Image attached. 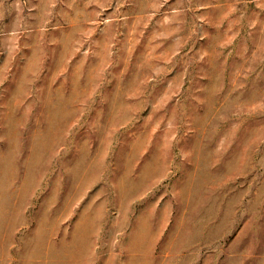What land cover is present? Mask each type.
Wrapping results in <instances>:
<instances>
[{
	"label": "rangeland",
	"instance_id": "374dc122",
	"mask_svg": "<svg viewBox=\"0 0 264 264\" xmlns=\"http://www.w3.org/2000/svg\"><path fill=\"white\" fill-rule=\"evenodd\" d=\"M0 264H264V0H0Z\"/></svg>",
	"mask_w": 264,
	"mask_h": 264
}]
</instances>
